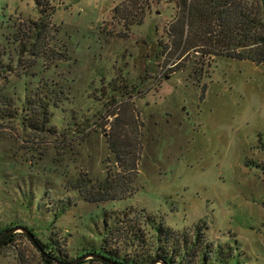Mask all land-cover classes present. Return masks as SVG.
<instances>
[{"label": "rangeland", "instance_id": "1", "mask_svg": "<svg viewBox=\"0 0 264 264\" xmlns=\"http://www.w3.org/2000/svg\"><path fill=\"white\" fill-rule=\"evenodd\" d=\"M123 1L0 0V234L38 240L9 233L0 264H106L85 254L108 255L121 213L120 263L148 264L162 231L163 256L187 236L174 264H264V65L181 58L180 0H150L131 28ZM108 176H136L133 193L72 188Z\"/></svg>", "mask_w": 264, "mask_h": 264}, {"label": "trees", "instance_id": "2", "mask_svg": "<svg viewBox=\"0 0 264 264\" xmlns=\"http://www.w3.org/2000/svg\"><path fill=\"white\" fill-rule=\"evenodd\" d=\"M35 1L42 12L47 11L46 8L49 7L50 0ZM169 1L173 2L175 0ZM149 2L150 0H125L114 9V19L119 22L123 21L128 28L141 25L145 17L146 8H149ZM180 2L183 15L178 45H184L181 58H186L194 52L197 57L200 56L202 58L212 55L216 57L223 56L233 60L250 61L257 66L264 65V0H180ZM145 6L148 7L145 8ZM50 7L52 6L50 5ZM186 27L187 36L185 37ZM184 39L185 43H183ZM7 69L4 65L3 57L0 54V78L5 76ZM131 169L136 175L139 173L136 164H133ZM136 178L135 176V179L132 178L131 182L126 183L123 179L113 180L109 176L96 183L92 179H80L72 185V188L78 190L85 200L90 203L123 200L133 193L127 190L129 187H132ZM118 216L116 217L115 227L112 228L111 233L106 239L105 249L108 255L102 253L99 255L107 258L111 262L123 264L108 249L109 238L112 237L113 241L118 242L121 238H124L125 241L127 236L122 233L126 231V218L123 216V213ZM144 217L147 224H150L151 228H155L154 218L146 214ZM3 234H0V237ZM156 237L157 239L153 246L149 247V245L144 244L149 252L155 249L159 250L163 245L168 244L166 239L162 238V231ZM185 237L187 236H183V234L176 236V239L171 242L172 248L170 249L172 252L167 251L163 256L161 252L156 250V254L152 256L153 258L151 255L148 256L152 259L145 260L148 257L140 256L137 261L151 264L154 261L162 260L167 264H174L175 255H173V252H180L175 245L179 241L182 248L181 251H183L185 240L187 239ZM13 238V235H3L0 244L7 245L13 242ZM40 246L46 247L44 244H40ZM178 253L176 257L180 256ZM89 254L98 253L90 250L85 255ZM125 262L126 264H139L136 262V259H126Z\"/></svg>", "mask_w": 264, "mask_h": 264}, {"label": "water", "instance_id": "3", "mask_svg": "<svg viewBox=\"0 0 264 264\" xmlns=\"http://www.w3.org/2000/svg\"><path fill=\"white\" fill-rule=\"evenodd\" d=\"M19 231L26 233L31 238V240L35 242L36 239H35V236L33 235V233H31L27 228H23V227L16 228L14 230H11L9 232L4 233L3 235H8L9 233H15V232H19ZM87 257H89L90 259H96V260H99L102 262H106L108 264H117V263L109 261L107 258H105L99 254H89V255H87ZM159 263L160 264H167L166 262H164L162 260L154 261L151 264H159Z\"/></svg>", "mask_w": 264, "mask_h": 264}]
</instances>
